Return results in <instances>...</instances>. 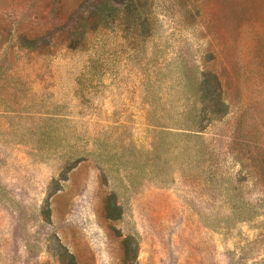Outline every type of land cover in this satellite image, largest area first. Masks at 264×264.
<instances>
[{
  "label": "rangeland",
  "instance_id": "rangeland-1",
  "mask_svg": "<svg viewBox=\"0 0 264 264\" xmlns=\"http://www.w3.org/2000/svg\"><path fill=\"white\" fill-rule=\"evenodd\" d=\"M86 2L0 0V264H264V0Z\"/></svg>",
  "mask_w": 264,
  "mask_h": 264
},
{
  "label": "trees",
  "instance_id": "trees-1",
  "mask_svg": "<svg viewBox=\"0 0 264 264\" xmlns=\"http://www.w3.org/2000/svg\"><path fill=\"white\" fill-rule=\"evenodd\" d=\"M131 1L134 3L132 4ZM78 6L81 8L79 14L75 21L70 24L67 31L69 47L72 48L77 47L83 42L87 32L99 27H106L110 22L120 18L127 20L130 15H135L136 19H139L140 15L144 12L140 7V0H95V2L88 0L85 4H79ZM76 9L72 12L73 16L77 13ZM137 23L135 21V24ZM1 27L3 26L0 24V29ZM19 38L22 42H25L24 45L35 43V39H28L24 36H19ZM217 86V81L211 73L203 75L201 82V89L203 91L202 102H205V107L214 116L219 113H225V102ZM111 200L112 198H108L105 202L106 213L108 215L119 209L117 205L114 204L113 206ZM129 241L130 237H126L123 240L125 251L124 264H132V261L128 258ZM66 259L67 264H75L71 254H66Z\"/></svg>",
  "mask_w": 264,
  "mask_h": 264
}]
</instances>
